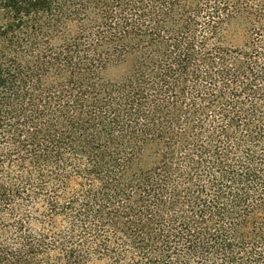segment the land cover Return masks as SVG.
<instances>
[{
  "label": "trees",
  "instance_id": "obj_1",
  "mask_svg": "<svg viewBox=\"0 0 264 264\" xmlns=\"http://www.w3.org/2000/svg\"><path fill=\"white\" fill-rule=\"evenodd\" d=\"M0 264H264V0H0Z\"/></svg>",
  "mask_w": 264,
  "mask_h": 264
},
{
  "label": "rangeland",
  "instance_id": "obj_2",
  "mask_svg": "<svg viewBox=\"0 0 264 264\" xmlns=\"http://www.w3.org/2000/svg\"><path fill=\"white\" fill-rule=\"evenodd\" d=\"M122 72V67H112V68H110L109 70H108V73H109V75L112 77H116V76H118V74L119 73H121Z\"/></svg>",
  "mask_w": 264,
  "mask_h": 264
}]
</instances>
